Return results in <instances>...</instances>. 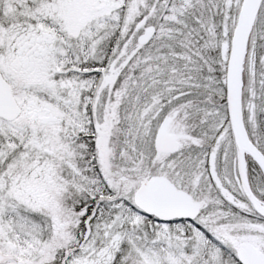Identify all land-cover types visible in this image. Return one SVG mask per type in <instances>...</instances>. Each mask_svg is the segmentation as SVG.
Instances as JSON below:
<instances>
[{
	"label": "snow or ice",
	"instance_id": "6c2138e0",
	"mask_svg": "<svg viewBox=\"0 0 264 264\" xmlns=\"http://www.w3.org/2000/svg\"><path fill=\"white\" fill-rule=\"evenodd\" d=\"M0 264H264V0H0Z\"/></svg>",
	"mask_w": 264,
	"mask_h": 264
}]
</instances>
